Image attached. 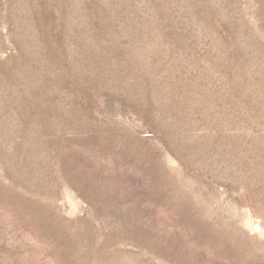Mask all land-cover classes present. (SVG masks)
<instances>
[{
	"label": "rangeland",
	"instance_id": "rangeland-1",
	"mask_svg": "<svg viewBox=\"0 0 264 264\" xmlns=\"http://www.w3.org/2000/svg\"><path fill=\"white\" fill-rule=\"evenodd\" d=\"M0 264H264V0H0Z\"/></svg>",
	"mask_w": 264,
	"mask_h": 264
}]
</instances>
